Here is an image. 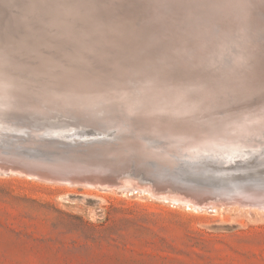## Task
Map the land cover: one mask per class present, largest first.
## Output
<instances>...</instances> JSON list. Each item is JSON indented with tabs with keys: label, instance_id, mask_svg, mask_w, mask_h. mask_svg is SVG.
I'll return each mask as SVG.
<instances>
[{
	"label": "bare ground",
	"instance_id": "6f19581e",
	"mask_svg": "<svg viewBox=\"0 0 264 264\" xmlns=\"http://www.w3.org/2000/svg\"><path fill=\"white\" fill-rule=\"evenodd\" d=\"M20 116L57 122L47 129L68 141L100 138L70 145L116 161L84 166L85 180L151 161L146 173L165 184L183 158L193 174L233 185L221 198L263 210L264 164L244 154L264 144V0H0V132ZM25 128L41 138V127ZM103 129L117 133L101 139ZM180 180L192 196L204 189Z\"/></svg>",
	"mask_w": 264,
	"mask_h": 264
},
{
	"label": "rangeland",
	"instance_id": "374dc122",
	"mask_svg": "<svg viewBox=\"0 0 264 264\" xmlns=\"http://www.w3.org/2000/svg\"><path fill=\"white\" fill-rule=\"evenodd\" d=\"M18 138L15 148L6 155L0 153V264H264V208L259 204L247 208L221 198L233 185L219 186L224 189L220 193L198 184L204 189L197 200L210 205L190 209L165 200L168 195L182 202L190 198L176 188L171 190L172 186H155L143 166L137 168L144 171L129 168L128 173L119 171L120 176L118 172L92 175L91 180H100L101 185L77 175L78 182L77 176L68 173L92 169L100 162L94 154H75L62 147L60 151L43 138L36 139L39 143H32L30 137ZM40 141L48 145L43 142L42 147ZM245 152L254 156L251 162L264 164V144ZM19 162L41 165L27 168ZM59 164L65 169H51Z\"/></svg>",
	"mask_w": 264,
	"mask_h": 264
},
{
	"label": "water",
	"instance_id": "95a60500",
	"mask_svg": "<svg viewBox=\"0 0 264 264\" xmlns=\"http://www.w3.org/2000/svg\"><path fill=\"white\" fill-rule=\"evenodd\" d=\"M1 122H3L4 124H8L11 127V128H4V127L1 128V132H0L1 133V135H0V152L2 154H4V155L7 154L8 150L9 151L11 150L12 145L14 146V142L18 141L17 137H21V136L22 137H25V136L26 137H30L31 129H26V128L22 129V130L18 129V128H21V126H26V125L28 127H30V128H33V129H35L37 127L38 128L41 127L43 129L42 125H44L46 129H43V133L41 134L40 137L44 138L45 141H47L49 143H52V144H56V145H58L59 147H62V148H69L70 149V145H71V147L73 145L74 146H76V145L78 146V145H81L80 143H86V142L94 140V139L95 140H99L100 139V138L77 139L75 137L71 141H68V140H65V139H61L59 136L55 135L52 130H48L47 129V125H51V124L53 125V124H55L57 122H55V121H49L48 122V121H45L43 119H39V118L34 117V116H32V117L26 116L24 118L21 117V116L20 117H11V118L5 117V119H2ZM68 124H75V123L70 122ZM53 127H57V125H53ZM78 128H80V127H78ZM102 132H103L102 133L103 135H101L99 137H101V139H107V140H112V137L114 136L113 134L117 133V132H114V131L110 132V131H107V130H104V129L102 130ZM80 147H84V146L81 145ZM12 148H15V147H12ZM15 150H17V148ZM87 157H89V156H87ZM92 157H95L96 159H98L100 161L102 160V162H104L106 164L107 163L109 164V161H111V162L115 161V160H113L111 158H106V157H101V156H92ZM184 163H186V165ZM18 164H22L25 167H27V163H25V162L24 163H20L19 162ZM125 164L126 165L129 164V161H127V163H123L122 166L124 167ZM148 164L150 166L151 165L154 166V164L151 161L150 162H143L142 164H139V165L135 164L134 161H133L132 164H129L130 165L129 167H127L126 169H120V170L121 171H126L129 168H131L133 170H136L137 166H143V168L145 169ZM188 165H190V162L183 161V158H182L180 160V166H182L183 169L179 168V167H176V168H174L172 170H168V169L164 170L162 176L166 177L165 180L168 183L164 184V183L160 182L163 179H159V181L154 179V183L156 185H159V186H167V185L168 186H172L173 188H176L178 191H180L179 194L183 195V197H186L187 195H188L187 197L190 196V201L192 200L195 203H197L198 205L206 204L207 202L203 203L202 200L201 201L200 200H196L197 198H201L200 194H197V196H195V195L192 196V195L188 194V192L186 191V188L182 184L180 178L181 179L188 178V177L191 178L192 175H193L197 179L198 183H201V185H203V186L215 187V191H217V192L221 191V188L219 187L220 183H218L217 180L212 179V178L204 179L208 175H200L202 173L201 171L197 172L196 174H193L195 172H192ZM29 166L27 168H29ZM114 167H117V165H115V164L113 165V168H111L112 170H110L112 172H110V173H114V171L116 170ZM84 170H87V168H84L81 171L80 170L79 171H70L68 174L74 175L72 177H75L77 175L81 176L83 174L80 175V173H83V172L85 173L86 172ZM89 172L90 171L86 172L85 174H89ZM115 172H119V171H115ZM165 173H169V175L166 176ZM149 175H151L152 177H154V176L156 177V174H154V173H153L154 176L152 174H149ZM93 176H95V175H93ZM67 179H69V178H67ZM84 181H88V180H85V178H84ZM184 194H186V195H184Z\"/></svg>",
	"mask_w": 264,
	"mask_h": 264
}]
</instances>
